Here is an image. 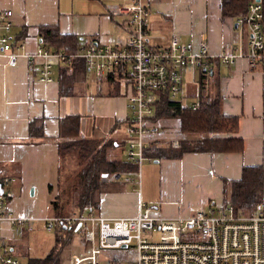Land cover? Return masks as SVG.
I'll use <instances>...</instances> for the list:
<instances>
[{"label":"crops","instance_id":"crops-1","mask_svg":"<svg viewBox=\"0 0 264 264\" xmlns=\"http://www.w3.org/2000/svg\"><path fill=\"white\" fill-rule=\"evenodd\" d=\"M126 1L129 0H0V8L12 13L9 19L12 25L9 36L15 45H24L16 68L8 67L6 59L0 57V191L9 190L10 186H20L22 182L21 190L32 189L31 194L34 195L36 188L32 184L33 180L27 178L31 173L44 180L42 187L51 195L52 184L49 180L53 177L57 180L58 162L61 161L58 154V120L68 115L80 117L79 135L82 139L112 141L107 158L120 145L125 152V158L118 160L133 163L127 159L126 154L128 136L125 130L131 123L128 108L131 90L126 83L120 82L113 75L97 77L86 69L85 73L74 77L67 94L60 96L59 69L65 65L53 63L52 80L44 83L39 80L42 59H36L34 64H30L25 56L36 53L38 49L47 51L49 55L75 54L90 43L102 46L113 44L121 39L123 26H117L111 10ZM148 2L151 9L147 28L149 48L163 47L172 37L182 44H190L194 52H198L202 45L206 46L207 59L203 68L206 74L205 95L215 92L213 85L217 83V89L222 96V111L238 118L237 133L230 136L243 140V150L240 153H185L180 159L161 160L157 163L149 157L145 158L142 153L141 163L146 161L158 164L159 198H148L144 201L141 194L134 192L137 190L135 187H132L133 191L125 190V184L134 183L136 180L140 183L141 163H134L137 167L135 172H115L110 176H102L101 181L110 184L99 195L98 209L78 212L71 208L68 215L55 213V199L52 203L47 201L44 215L19 214L12 206H16V203L12 204L14 196L10 189L11 197L5 204V216L35 219L30 225L16 226L7 222L0 224V229L3 224L8 229L4 235L0 233V238L10 255L20 264L22 263L16 258V254L22 252V242L16 241L10 230L19 229L24 236L30 232L33 223L42 222L36 221L37 219L70 218L87 215L89 212L97 217L126 218L137 214L139 205L152 207L153 215L159 217H187L207 204L223 205V180H239L244 166L264 167V68L251 66L247 61L248 31L236 22L243 15L235 20L223 19L221 0ZM44 26L55 27L60 34L73 35L79 39V50L66 53L47 47L40 41L38 32ZM227 54L235 56L233 64L222 62V57ZM191 68L198 71V80L194 82L196 91L186 90L183 80L184 72ZM183 74V94L180 97L181 90L176 101L183 105V99L191 97L194 105L198 103L202 82L199 68L188 67ZM89 76L92 80H89ZM158 105L157 99L154 116L143 121V126L152 132L147 137L150 141L143 152L152 145L173 143L176 146L181 140L176 118H167L173 120L169 127L160 123L167 119H155ZM33 118L44 119L42 138L28 137V123ZM120 131L124 138L118 141L116 136ZM6 180L7 184L4 182ZM121 180L123 184L118 186L116 182ZM226 192L228 195L229 188ZM50 210L52 212L47 213ZM76 227L70 229L57 223L51 230H46L53 234L59 228L72 231L68 244L63 246L61 252L66 251L69 255L66 264L72 255L84 250L80 225L78 229Z\"/></svg>","mask_w":264,"mask_h":264},{"label":"built area","instance_id":"built-area-1","mask_svg":"<svg viewBox=\"0 0 264 264\" xmlns=\"http://www.w3.org/2000/svg\"><path fill=\"white\" fill-rule=\"evenodd\" d=\"M117 26H123L121 39L106 46L90 43L75 54L53 53L38 49L26 54L29 63L42 59L39 80H52V64L69 65L74 59L84 60L88 71L97 77L113 75L126 83L131 93L128 108L131 123L128 136L127 159L140 164L143 149L148 145L150 129L144 120L152 119L156 101L163 95L176 100L182 90V74L188 67L206 66L207 48L194 52L190 44H182L172 37L158 49L147 45V28L151 13L148 0H129L112 10ZM11 11L0 8V57L8 67L18 66L24 45H15L11 33ZM237 24L248 31V53L251 66L264 68V0H252L245 15ZM224 64H233L235 56L222 57ZM193 109L198 104L192 105ZM114 177H111V179ZM5 184L8 181H4ZM11 193L1 190L0 224L30 225L35 219L4 214ZM45 230L55 224L70 229L80 225L84 250L69 258L68 264H100L104 250L122 251V259H111L107 264H264V214L236 212L229 205L207 204L187 217L163 218L153 215V208L139 205L137 214L126 218L87 215L70 218L37 219ZM97 228V229H96ZM97 231H96V230ZM126 250L131 254H125ZM0 238V264H20L14 259Z\"/></svg>","mask_w":264,"mask_h":264},{"label":"trees","instance_id":"trees-1","mask_svg":"<svg viewBox=\"0 0 264 264\" xmlns=\"http://www.w3.org/2000/svg\"><path fill=\"white\" fill-rule=\"evenodd\" d=\"M252 0H221L220 10L223 19L235 20L247 12V6ZM40 41L52 50H63L74 53L79 50V39L73 35H62L55 27L39 28ZM59 69V95L65 96L74 77L86 72L83 59H74L69 65ZM202 82L198 94V107L183 106L176 100H169L161 95L158 98V108L155 119L176 118L181 140L176 146L173 143L152 145L143 154L151 160L180 159L185 153H240L243 150V140L230 136L237 133L238 118L226 115L221 108L222 96L217 83L212 94L205 95L206 77L203 67H198ZM215 81H213V84ZM264 104V90H263ZM80 117L68 115L58 120V154L59 158L73 156L77 161L75 172L68 180H73L68 189L67 197L74 200L78 212L84 209H98L99 195L107 190L110 183H103V175L112 173L135 172L134 163L122 160L108 159L107 151L112 148V141L103 144L104 140L82 139L79 135ZM43 118H33L28 123V137L42 138ZM114 131V130H113ZM117 183V182H116ZM225 197L223 205H231L236 212H260L262 193L264 189V167L244 166L241 177L237 181L223 180ZM229 188L227 195L226 190ZM57 215H68V202L60 201L59 195L53 204ZM71 230L59 228L54 234V245L49 253L42 258H28L25 264H58L63 246L69 241Z\"/></svg>","mask_w":264,"mask_h":264},{"label":"rangeland","instance_id":"rangeland-1","mask_svg":"<svg viewBox=\"0 0 264 264\" xmlns=\"http://www.w3.org/2000/svg\"><path fill=\"white\" fill-rule=\"evenodd\" d=\"M229 21V20H228ZM231 22V21H230ZM198 71L196 69H189L186 70L183 74V80L185 83L186 90L190 91H196V84L194 82H197L198 80ZM89 80H92V77L89 76ZM183 94V90L181 95ZM194 102V99L191 97L184 98L182 103L183 105L189 106L192 105ZM160 123L162 125H169L173 123V120H161ZM170 131V129H169ZM124 138V134L122 131H120L117 136L116 140L120 141ZM108 144V142L104 141L103 144ZM108 158H115L118 159H124L125 158V152L119 145L118 149H115L114 151H111L108 154ZM42 166L45 167L44 164ZM77 166V161L73 156H65V158L61 159L60 162H58V177L57 180H55V177L51 180H49L52 184L51 185V195L49 196L48 191L46 188L42 187L44 180L39 178V175L34 176L35 174L29 173L27 175V178H30L33 180V186L36 188V191L34 195H32L29 191L21 190L22 188V182H20V186H10V191L13 192L14 201L12 204L15 209H17L19 214L23 215H44L46 214V210L48 206L47 201L50 202L54 199L56 200L57 196L59 195L60 201H67L68 202V209L70 211L71 208H75L74 200H69L67 197L68 189L71 188V184L73 180H68L72 177V172L75 171V167ZM140 183L139 180H136L134 183H128L124 185L125 190L127 191H133L132 187H135L137 190L134 192H137L138 194H141L142 199L145 201V199L148 198H159V169L158 164H154L151 162H142L140 167ZM49 177V175H47ZM123 180L118 181L117 185L123 184ZM33 188V187H32ZM49 196V197H48ZM158 201V200H157ZM148 202V201H147ZM52 203V202H51ZM151 205V203H149ZM149 205V206H150ZM46 209V210H45ZM76 209V208H75ZM52 210L48 211L47 213H51ZM260 212L264 214V189L262 193V205L260 207ZM30 232L25 233L24 236H22V233H20L19 229H12L10 230L13 232V238L16 241H21V253L16 254V258L22 263L25 264L28 258H42L46 256L51 248L54 245V234L49 232L47 233L46 230L43 229V223H33L31 225ZM8 231L7 227L5 225H1L0 233L1 235H4ZM76 236L78 234L74 233ZM7 236V235H5ZM7 238H9L7 236ZM77 243V238L75 237L74 244ZM68 244V242L66 243ZM64 245V247L66 246ZM64 249V248H63ZM62 249V250H63ZM61 250V252H62ZM122 251L125 250H104L101 252V255L99 256L100 264H107L108 261H111V259H115L118 257V259H122L124 256L122 255ZM131 254L130 251L126 250L125 254ZM59 255V262L58 264H66L68 253L66 251H63V253H60ZM67 254V255H66Z\"/></svg>","mask_w":264,"mask_h":264},{"label":"water","instance_id":"water-1","mask_svg":"<svg viewBox=\"0 0 264 264\" xmlns=\"http://www.w3.org/2000/svg\"><path fill=\"white\" fill-rule=\"evenodd\" d=\"M236 25V24H235ZM155 163H157V161H155ZM1 192V191H0ZM30 193H32V191L30 192ZM79 228V225H77V227H76V229H78Z\"/></svg>","mask_w":264,"mask_h":264},{"label":"bare ground","instance_id":"bare-ground-1","mask_svg":"<svg viewBox=\"0 0 264 264\" xmlns=\"http://www.w3.org/2000/svg\"><path fill=\"white\" fill-rule=\"evenodd\" d=\"M5 245V244H4Z\"/></svg>","mask_w":264,"mask_h":264}]
</instances>
